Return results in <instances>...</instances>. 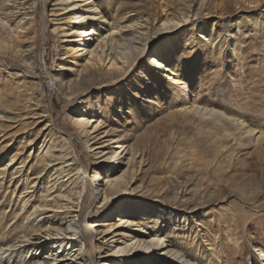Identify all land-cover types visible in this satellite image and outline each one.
Returning <instances> with one entry per match:
<instances>
[{"label":"rangeland","instance_id":"obj_1","mask_svg":"<svg viewBox=\"0 0 264 264\" xmlns=\"http://www.w3.org/2000/svg\"><path fill=\"white\" fill-rule=\"evenodd\" d=\"M93 1L108 25L95 21L96 34L90 39L104 36L117 25L141 23V28L147 29L143 34L149 37L146 51L153 54L166 43L158 54L167 65L173 64L178 77L187 84L186 91H173L165 77L146 72L144 62L149 53L142 55L127 76L115 84L97 88L81 84L79 64H73L70 54H63L64 47L75 37H65V42L60 43L62 31L72 23L69 8L64 9L61 0H43L42 8L39 0L34 63L26 67L20 62L17 55L22 49L18 48L25 45L19 39L3 38L5 44L0 47V143L4 141L12 154L17 152L25 162L22 168L19 163L16 166L30 173L43 140H53L59 151L64 149V142L70 141L87 169L86 178L97 172L99 178L91 186L100 185L101 191L108 163L102 164L100 157L108 152L105 147L118 146L108 141L114 137L112 141L137 152L136 161L140 155L143 157L128 192L114 206L118 201L125 206L136 201L158 205L164 219L158 226L162 234L174 237L176 234L169 233L171 224L166 215L169 205L177 200L174 205L187 208V216L195 222L181 220L177 227L182 241L179 244L199 263L264 264L262 253L257 255L258 249L264 253V161L259 146L246 138L228 159L225 145L230 142L222 138L223 132L195 129L177 112L180 105L193 99L220 109L233 103L231 106L250 126L264 131V0H213L199 16L203 28H192L191 22L197 19L193 11L186 23L161 37L156 27L163 12L168 9L178 13L186 0H107L109 7L106 0ZM190 3V10H195L197 0ZM15 18L10 16V20ZM88 42L92 46L96 43ZM84 105L93 111L88 116L95 114L94 120L100 122L97 132H102L101 138L87 143L88 137L75 124L76 116L84 115L78 114V108ZM191 121L197 123L195 119ZM228 128L236 134L235 129ZM97 132L89 130V138ZM99 141L104 146L94 149V143ZM20 142L30 145L21 148ZM101 150V155L91 156ZM118 157L112 168L115 176L128 169L127 155L121 152ZM39 183H44L43 178ZM10 185L1 184L0 193L4 189L9 192L13 183ZM36 191L40 193L38 188ZM93 195L94 191L90 192L86 201V214L99 209ZM141 195L144 199L137 200ZM129 213L134 215L132 210ZM97 219L92 215L88 222H107H95ZM89 240L88 253L97 261L108 249L109 236L93 233ZM151 262L170 264L161 259Z\"/></svg>","mask_w":264,"mask_h":264},{"label":"bare ground","instance_id":"obj_2","mask_svg":"<svg viewBox=\"0 0 264 264\" xmlns=\"http://www.w3.org/2000/svg\"><path fill=\"white\" fill-rule=\"evenodd\" d=\"M61 1L64 9L69 8L67 12L72 23L66 31H62L60 43L65 42V37H75L69 41L72 43L64 47L63 54H70L74 58L73 64H79L80 69H77V72L81 84L89 83L95 88L115 84L127 76L133 64L142 55L149 53L151 55L144 62L146 72L165 77L173 91H186L187 84L178 77L173 64L167 65L158 54L166 43H162L153 54L146 51L149 37L143 34L147 29L141 28V23L117 25L110 28L104 36L90 39L96 34L93 27L95 21H100L104 26L108 25L105 23L107 21L104 19L105 15L98 10L93 0H72L69 5H66V2L70 0ZM190 1L193 2L186 0L185 7L178 13L168 12V9L163 12V18L160 17V24L156 27L158 37L186 23L193 11L192 15L197 19L191 22L192 28H203L199 16L213 0H197L195 10H190L192 4ZM42 2L43 0L41 4ZM38 3L39 0H0V47L5 44L3 38L19 39L25 47L18 48L22 50L17 56L26 67L34 63L32 50L37 35ZM105 5L109 7L107 0ZM81 6L86 9L83 10ZM41 7L43 8V4ZM76 10H80L82 14L77 15ZM10 16L16 17L14 21L10 20ZM88 40L96 41L95 45L92 46ZM13 50L16 55L17 51ZM150 83L153 85L152 82L148 84ZM58 87L60 88V85ZM231 104L223 105L220 109L216 105H201L197 99H193L180 105L177 112L195 129L223 132L222 138L230 142L229 146L225 145L228 159L236 154L235 151L242 145V140L249 138L254 145L259 146L261 160L264 161V131L250 126L241 112L236 111ZM78 109H80L78 114L84 115L76 116L75 124L81 133L88 137L85 143L95 140L96 137L101 138L99 135L102 132H97L100 122L94 120L95 114L88 116L93 111H89L90 108L86 105ZM192 119L197 120V123L193 124ZM227 126L235 129L236 134L230 133ZM89 130L97 133L89 138ZM113 138H108V141L118 146L105 147L108 152L100 157L103 158L100 161L102 164L108 163L101 191L100 185L91 186L99 178L97 172L89 179L86 178L87 169L79 157L76 146L70 141L64 142V149L59 151L56 150L57 146L53 140L50 138L47 141L43 140L41 146L37 148L41 151L36 156L35 165L30 167V173H24L25 171L20 169L25 160L20 158L17 152L12 154L4 141L0 143V185L8 182L9 187L10 183H13V188L9 192L4 189L2 194L0 193V264H152L151 260L160 259L170 264H202L179 244L182 241L178 239L177 227L180 226L181 220L195 222L187 216V208L184 210L174 205L178 202L176 197L174 204L169 205L166 215L171 224L168 228L169 233L176 234L174 237L162 234L158 225L164 220L163 211L158 209V205H150L143 201L130 202L127 206L119 203L128 192V185L136 173L135 168L142 163L143 157L140 155L139 161H136L137 152L123 146V143L112 141ZM94 144H96L94 149H100L103 145L100 141ZM18 145L26 148L30 144L20 142ZM118 150L127 155L125 161L128 169L127 173L115 176L112 168L119 161L118 156L121 152L118 154ZM102 152V150L92 152L91 156L101 155ZM18 163L20 167L16 166ZM42 173L44 174L41 175ZM42 178L44 183L39 185ZM36 188L40 193H37ZM92 191L93 200L99 209L96 208L93 213L90 211L86 214V201ZM117 199L120 200L116 207L114 204ZM136 199L143 200L144 196H137ZM195 207L190 209L193 210ZM129 210L134 211L135 216L129 213ZM116 213L117 217L114 218L113 215ZM92 215L98 217L95 222L111 220L114 222L96 225L88 222ZM93 233L108 235L110 241L104 256L97 261L88 253L89 239ZM207 249L210 250V247ZM98 252L100 255L99 248ZM261 253L264 261V253L258 249L257 255L260 256ZM36 255L40 257H35Z\"/></svg>","mask_w":264,"mask_h":264}]
</instances>
